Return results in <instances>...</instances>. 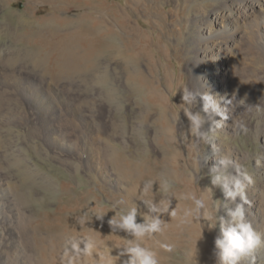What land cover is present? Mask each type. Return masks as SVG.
Wrapping results in <instances>:
<instances>
[{
  "label": "rangeland",
  "instance_id": "1",
  "mask_svg": "<svg viewBox=\"0 0 264 264\" xmlns=\"http://www.w3.org/2000/svg\"><path fill=\"white\" fill-rule=\"evenodd\" d=\"M164 2L167 0L153 6L152 0H0V75L19 74L24 79L51 85L56 95L59 94L57 88L63 91L58 99H61V109L65 113V118L59 121L64 132L76 140L83 131L87 132L96 147L95 152L103 154L108 168H115L117 151H124L121 155L133 162V172L127 179L131 195L129 204L117 205L116 211L121 207L135 206L138 223H144L145 215L158 216L165 222L163 233L146 241L158 252L160 264H217L215 240L221 235L225 192L212 185L213 169L201 165L200 151L207 144L191 134L190 121L180 107L183 103L182 89L186 87L195 92L188 73L191 55L181 27L175 26V30L172 27L173 31L165 29L175 22L168 12L173 10L175 2H170L168 8ZM158 11L160 14L156 15ZM157 48L164 51L167 58L161 63V70H173L175 80L179 79L176 88L170 92L173 104L169 102L167 110L168 114L178 118V124L188 126V131L179 129L177 133L181 156L171 150L169 142L161 134L157 123L159 111L151 105L154 96L140 82L144 74L153 79L152 59ZM232 59L238 77L235 82L237 97L250 101V106L244 112L234 105V125L243 123L247 132L236 135L233 130L226 135V140L241 152L243 160L239 164L244 165L257 182L260 177L255 168L256 160H264L260 139L263 121L259 113L261 105L254 101V97L264 93V48L249 41H240L232 52ZM159 74L164 76V73ZM166 88L168 92L170 89ZM7 95L0 94V119L4 120L12 112L26 118L30 109L25 101L20 96ZM192 110L204 114L198 104ZM1 120L0 167L11 180L16 206L25 212L28 235L35 238V241L29 238L24 244L29 258L38 264H61L66 237L82 235L64 229L54 231L47 227L48 224L62 223L66 217L69 223L78 224L77 218L81 219L86 214V222L91 224L94 220L90 211L68 216L62 213L61 208H70L71 204L79 201V209H95L97 205L95 210H109L118 197H122L111 193L95 166L90 171L75 161L77 170L63 166V157L56 158L45 139L35 136L43 133L44 128L20 120L8 125ZM111 146L114 148L110 149ZM82 158L88 160V154L83 153ZM147 181L153 182L152 194L148 198L157 204L161 199L171 200L168 213H150L138 198ZM164 181L172 185L169 196L160 191V184ZM105 187L109 191L106 192ZM108 192L116 198L110 200ZM189 192L204 200L205 209L201 210L198 220L184 223L183 210L191 204L180 197ZM175 209L177 216L171 217L170 213ZM205 211L213 217L215 227L210 226L211 222L204 216ZM193 229L208 240L210 244L206 243V248L210 246L209 250L196 253L190 239ZM56 235L60 236L56 238ZM164 244L171 245L173 250L165 251L161 247ZM111 255L118 257V264H125L128 259L126 255H120L117 248H112Z\"/></svg>",
  "mask_w": 264,
  "mask_h": 264
},
{
  "label": "bare ground",
  "instance_id": "2",
  "mask_svg": "<svg viewBox=\"0 0 264 264\" xmlns=\"http://www.w3.org/2000/svg\"><path fill=\"white\" fill-rule=\"evenodd\" d=\"M159 1L157 2L156 0H152L153 6L158 5V3L160 4V2H163V0L160 2ZM173 1L175 2V4L173 3ZM170 2H172L175 7L172 11L168 10V12L170 14V18L175 19V22L173 21L174 23L172 22L171 26L169 25L165 29L173 31L172 27H174V30L175 26L181 27L180 31L183 40L188 44L190 50L189 54L191 55L190 67H188L191 88L197 93H206L213 95L217 102L220 104L221 110L227 108L228 114L230 116L228 120L224 121L220 115H216L214 113L203 114L206 120L205 130L211 131L215 128L216 123H223V127L220 129H216V132L211 135L212 143L208 144L206 148L200 151V159L202 163L201 165L208 167L210 166L211 169H215L218 167L219 158L225 154H229L234 161L240 163L241 160H243V158H241V152L239 153L236 149L231 147V143L229 144L226 140V135L230 134V132L234 130V105H237L238 108L246 112L249 109L250 101L244 98L237 97L238 95L235 89V82L237 81L238 77L236 75L232 62V52L234 51L235 46H238V43H240V41H249L251 44L264 48V0H167V3L164 2L167 5V8L169 7ZM159 14L160 12L156 15ZM161 15L163 16V14ZM149 20L151 21L152 19ZM157 26L160 27L159 24ZM161 26L162 28L164 27L163 25ZM178 34L179 31L176 36H178ZM176 40L174 41L175 44L178 41ZM164 41L167 42V40ZM170 41L172 42V39ZM177 43H179V41ZM170 44L169 46H171ZM56 46L58 47V45ZM56 46L55 48H57ZM180 48H178L177 50H179ZM157 49L158 50L154 52L152 59L153 69L151 75L153 74V79H151V77H149L147 74H144L142 75L140 82L144 86L143 88L147 87V89H149V93L154 96L153 100H151V105L159 111L157 123L160 126L161 134L163 133L162 135L165 136V138L169 142L167 143L169 144L171 150L177 154L179 153V155L181 156L182 153L180 154V152H178L179 140L177 133L179 129L183 131L185 129L186 131H188V126H186V124H178V118L173 114H168L167 110L168 103L170 102L171 104H173V99L170 96V92L173 88H176L179 79L176 78L175 80L173 70L169 71L168 68L164 69V72L161 70V63L164 62L167 58L164 51H162L160 48ZM157 54H159V57L156 58ZM183 58H185V56ZM155 62H157L159 65L156 66ZM56 64H58V62ZM159 73H164V76H161ZM166 87L170 89L168 92H166ZM57 91L59 92V94L56 95V93L53 92V88H51V85L35 82V80L33 79H24L19 74H12L11 76H6V74L0 75V94L5 93L6 95L8 94L9 96H14V98L20 96L30 109V113L26 116V118L23 116L21 117L19 115H15L14 112H12L9 113L4 120H1L2 118L0 120L5 121L8 125L11 123H16L18 120H20L25 121L26 123H31L34 126L36 125L38 127L44 128L43 133H37L35 134V136L37 135V138L45 139L44 141L53 151L56 158L63 157V166L71 168L75 167V170L79 169L78 165L73 161H75L76 163H81L89 171L95 166L97 172L105 182L104 184L109 187V190H111V193H114L117 196H121L123 199H127L126 201H128L129 204L128 198L130 197L131 193L129 191V183L127 179L131 177V174L133 172V162L121 155V153L124 151L120 149L122 152L117 151L119 154L117 155V158H115V162L117 161L115 164V168L110 169L106 165L107 161L104 159L103 154L95 152L96 147L92 142L93 140L91 139V136L87 132L83 131L81 137L77 138V140L69 137L66 134L67 132H64V129L61 126V122L59 123V121L65 118V113L63 109H61V99H58L63 94V91L58 90V88ZM229 100H231V105L228 104ZM254 101L259 102L261 105V107L259 108V113L261 114L263 123H261L262 128L260 129V139L262 142L261 149L264 154V93L260 95L257 94L254 97ZM197 104L201 108L203 107L202 101H198ZM192 144L193 143H191V145ZM212 144H215L216 150L213 149ZM114 146L116 145L114 144ZM123 146L125 147L126 145ZM105 148H107V146ZM113 148L114 147L111 146L110 149ZM83 153L88 154V160H84V158H82ZM65 155L67 157H65ZM255 168L260 177V181H254V184L247 190V198L250 201V204H246L244 205V207L246 212V219L250 221L254 229L258 233H260L262 237H264V160H261V166H255ZM3 170L0 167V264H38L31 261L27 253V249L24 245L29 238L34 241L35 238L28 235L29 226L27 217L24 210L22 211L20 207L16 206V200L14 198L15 193L12 191V184L10 183L11 180H9L6 175H4ZM68 190H71V188H68ZM106 190L107 189L105 187V191ZM91 193L92 192L90 191V194ZM108 193L110 194V192ZM114 194H110V200L113 199V197L116 198ZM92 196L97 197L96 195ZM224 197L225 210L222 212V216H220L221 218H223V220L227 221L230 219L228 216L229 211L234 210L237 204H240L241 201L239 197H237V199L233 201L228 198L225 193ZM97 200L98 198H96V201ZM78 202L77 204H71L70 208H61L62 213H66L68 214V216H77L79 214L82 215L81 213H84L86 211H90L94 216V220L91 222V224L86 221L84 224H81V219L79 217L76 221L78 222V224L69 223V221H67L68 217H66V220H62V223L59 222L57 224L56 222L55 224H48V226H46L53 229L54 231H62V229H64V231L69 230L74 232V234L77 233L78 235L82 236L93 235L97 241L102 242V246H119L122 243L123 239H134V237L129 236L126 232H123V230L118 228L114 230L110 226L109 221L116 214V210H95L97 208L96 204L98 201L95 204V209H83V207L82 209H79L80 206ZM89 206L91 207V205ZM99 209H101V206H99ZM96 211L107 213L103 217V219H97L95 217ZM193 226L195 227V225ZM58 236L56 235V238H58ZM190 239L192 246L195 247L194 249L196 253L204 252L207 249H210V246L206 248V243H208V240L203 237V235L196 229L191 230ZM201 248L206 249H203L202 251ZM255 255L257 257V264H264V246L258 248ZM27 257L29 260L27 259Z\"/></svg>",
  "mask_w": 264,
  "mask_h": 264
},
{
  "label": "clouds",
  "instance_id": "3",
  "mask_svg": "<svg viewBox=\"0 0 264 264\" xmlns=\"http://www.w3.org/2000/svg\"><path fill=\"white\" fill-rule=\"evenodd\" d=\"M182 101L180 107L190 121L191 134L204 144H211V135L216 129L223 127V123H216L215 128L211 131L205 130L206 120L200 111H193V107L198 101L203 102L202 112L205 114L220 115L224 121L230 118L228 109L221 110L220 104L211 94L197 93L188 88L182 89ZM231 105V100L228 101ZM234 131L236 135L247 132L243 123L235 124ZM216 150L215 144H212ZM256 166H261V160H256ZM231 170V172H230ZM211 183L214 186L224 190L226 196L235 201L239 197L241 203L237 204L234 210L229 211V220L221 218L220 232L221 235L215 240V247L218 250L217 264H257L255 255L258 248L264 246V237L258 233L251 222L246 219L244 205L250 204L247 198V190L254 184V179L248 169L234 161L229 154L221 156L218 160V167L213 169ZM153 182L147 181L144 184L143 192L138 197L147 206L150 213H168L171 205L170 199H161L159 204L151 196ZM231 185V187H230ZM172 185L164 181L160 184V191L164 196H169ZM171 195H174L172 193ZM181 199L190 201L191 206L183 210L184 223H192L201 216V210L205 209V202L198 198L194 193L182 194ZM128 201L121 198L115 205L111 206V211H115L117 205H127ZM109 210V211H110ZM107 213V212H106ZM105 212L96 211L95 217L103 219ZM137 208L135 206L121 207L119 211L109 221L110 226L115 229L125 231L134 239H123L117 248L120 255H126L128 259L125 264H160L158 252L149 247L146 243L148 240L161 234L166 227L164 221L158 216L145 215L144 223L137 222ZM171 217L177 216V210H172ZM204 216L211 222L210 226L215 227L213 217L207 211ZM88 219L87 214L81 218V224ZM83 245V247H81ZM165 251L171 252V245H161ZM112 248L102 246V242L95 239L93 235L68 236L65 239L64 252L61 258V264H118V257L111 255Z\"/></svg>",
  "mask_w": 264,
  "mask_h": 264
}]
</instances>
